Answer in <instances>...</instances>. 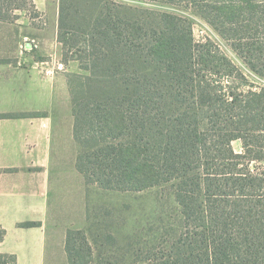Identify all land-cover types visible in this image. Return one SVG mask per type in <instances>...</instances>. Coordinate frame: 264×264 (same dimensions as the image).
I'll return each mask as SVG.
<instances>
[{
    "label": "trees",
    "instance_id": "1",
    "mask_svg": "<svg viewBox=\"0 0 264 264\" xmlns=\"http://www.w3.org/2000/svg\"><path fill=\"white\" fill-rule=\"evenodd\" d=\"M144 1L203 20L264 83V0ZM124 10L58 2V42L83 72L67 76L78 171L103 190L175 184L179 231L131 264H264V171L252 169L264 161V84L216 41L196 40L188 16ZM65 250L68 264H111L82 230L67 232Z\"/></svg>",
    "mask_w": 264,
    "mask_h": 264
},
{
    "label": "crops",
    "instance_id": "2",
    "mask_svg": "<svg viewBox=\"0 0 264 264\" xmlns=\"http://www.w3.org/2000/svg\"><path fill=\"white\" fill-rule=\"evenodd\" d=\"M33 3L47 16L46 0ZM49 19L52 32L43 35L48 46L33 52H24L19 44L29 19L18 18L15 24L0 21V227L6 231L0 254L16 255L18 264H45L52 259L51 242L66 257L71 227L58 226L54 233L50 222L62 221L59 208H82L86 181L76 166L67 70L51 77L45 72L63 49L58 42V7ZM62 141L70 146L68 157L59 153ZM28 222L38 226L19 227Z\"/></svg>",
    "mask_w": 264,
    "mask_h": 264
},
{
    "label": "rangeland",
    "instance_id": "3",
    "mask_svg": "<svg viewBox=\"0 0 264 264\" xmlns=\"http://www.w3.org/2000/svg\"><path fill=\"white\" fill-rule=\"evenodd\" d=\"M46 1L48 4L47 16L39 13L33 0H0L1 15L7 18V21L1 22L15 24L18 18L23 19L24 17L30 20L24 29V36L19 38V44L22 47L26 43L34 41L36 47L33 46L34 49L31 50L28 44V49L22 48L24 52H33L38 50L40 46H45V48L48 46L43 35L49 36V33L52 32L48 20L50 21V17L54 18L59 0ZM116 1L125 7L124 11L129 17L134 16L137 11L145 10L188 16L193 22L196 40L203 41L205 38H210L216 41L225 54L253 82L262 83L251 74L226 42L222 41L200 18L169 6L144 0ZM16 6H20L22 9L13 10L12 8ZM10 26V28L13 27V25ZM15 29L17 30V28ZM70 57V55L66 57L64 50L61 49L58 58H53L55 63L50 64L45 72L50 77L58 70L64 71L65 69L67 70L65 76L74 74V72L83 74L79 68V63L70 60ZM48 58L52 60V57ZM233 148L237 153L242 152L239 141L233 143ZM59 153L68 157L71 154L69 144L64 141L60 142ZM252 169L264 171V161L253 163ZM81 197L82 208H59L61 213L58 216L62 217V221L56 225L53 224L55 222L51 221V229L55 233L58 226L64 227V224L69 223L67 226H70L71 230L84 231L93 247L95 260L102 259L111 262V264L136 262L144 258L149 250L158 247L166 238L174 237L182 224V207L177 200L176 186L173 183L162 184L142 192H119L103 190L85 181ZM51 243L50 248L53 253L49 256L52 259L47 260L45 264H68L67 255L63 258L58 250L59 246Z\"/></svg>",
    "mask_w": 264,
    "mask_h": 264
},
{
    "label": "built area",
    "instance_id": "4",
    "mask_svg": "<svg viewBox=\"0 0 264 264\" xmlns=\"http://www.w3.org/2000/svg\"><path fill=\"white\" fill-rule=\"evenodd\" d=\"M27 42H29V41H27ZM28 44L30 45V49H31V50H33L34 47H36L35 44H34V41H33V42L26 43L24 46H22V48H25V47H26V49H28V47H27ZM33 46H34V47H33Z\"/></svg>",
    "mask_w": 264,
    "mask_h": 264
}]
</instances>
